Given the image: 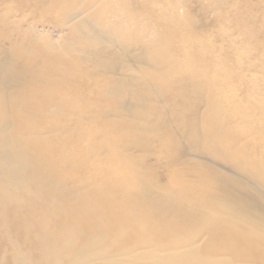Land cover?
I'll use <instances>...</instances> for the list:
<instances>
[{"label":"bare ground","instance_id":"6f19581e","mask_svg":"<svg viewBox=\"0 0 264 264\" xmlns=\"http://www.w3.org/2000/svg\"><path fill=\"white\" fill-rule=\"evenodd\" d=\"M130 2L0 0V264H264V235L252 225L254 208L234 205L215 163L218 160L236 168L230 161L233 158L264 183V173L252 166L257 150L264 152V124L260 130L256 126L259 131L253 140L249 137L251 142L245 141L251 131L249 126L250 131L242 129L247 116L240 120L221 111V107L231 109L232 100L227 103L229 95L225 97L214 84L218 81L212 74L215 64L207 62L214 49L208 46L181 62L173 56L172 52L185 49L169 38L185 40L201 34V28L189 26L187 20L185 25L182 20L178 23L177 7L157 12L154 0L144 1L155 10L149 6L151 10L143 11L149 23L141 25ZM248 3L257 5L254 0ZM7 10L19 13L6 14ZM110 15L135 19L148 37L135 42L139 47L134 53L126 52L128 59L135 58L128 65H139L136 74H129L128 65L124 73L113 74L101 49L91 54L93 66L82 59L91 43L102 42L99 36L93 40L97 30L85 33L84 27L100 29L103 25L113 37L122 34L119 22ZM244 19L240 21L244 23ZM37 26L52 29L56 37L40 33ZM254 28L240 32L251 31V35ZM154 32L162 33L164 39L155 41ZM107 50L110 56L118 55L109 47ZM243 62L240 66L244 67ZM190 64L195 65L192 73L187 69ZM172 66H180L175 71L179 78L175 86L168 80ZM200 82L206 85L205 94L197 85ZM162 84L179 100H185L181 91L187 93L194 84L195 92L209 101L200 128L184 118H167L163 123L161 149L170 147L177 137L180 142L183 134L192 138L193 152L208 156H196L207 169L189 180L182 179L172 165L170 177L166 175L170 181L159 182L144 156L126 153L133 150L132 139L140 135L129 118L143 117L141 124L149 129L160 106L149 97L145 105H130L124 113L122 101L127 97L134 100L142 90ZM256 107H260L257 112H264V102ZM201 109L192 106L191 113H202ZM263 115L258 117L263 120ZM158 120L163 121L161 115ZM237 121L244 123L242 128ZM235 129L238 131L231 132ZM227 133L230 137L224 136ZM141 146L146 149L145 143ZM175 147L179 150L181 144ZM171 156L174 164L177 157ZM236 174L243 181L251 175L244 169ZM219 191L227 194L222 204L204 208L194 201L198 195L208 197Z\"/></svg>","mask_w":264,"mask_h":264},{"label":"rangeland","instance_id":"374dc122","mask_svg":"<svg viewBox=\"0 0 264 264\" xmlns=\"http://www.w3.org/2000/svg\"><path fill=\"white\" fill-rule=\"evenodd\" d=\"M130 1H131L130 3L132 4V7H133L132 8V14H137V18H138V21L140 22V24L142 25V24L149 23V21L147 19H145L143 11H145V10L147 11V9L151 10L152 7L150 5L146 6L145 2H144L145 0H143V1L142 0L141 1L140 0H130ZM245 1L244 0H225V1L224 0H154V3H156V6H155V8L157 9L156 11L159 13H161L160 11L164 8L165 9L168 8L169 10L170 9L174 10L177 7L176 11L178 14H176L175 19L178 23H181V20H182V21H185V22H182V23H184L183 25H185L186 20H187L186 24H189V26H191V27L197 26V27L202 29L201 34H199V35L194 34L192 36H187V38L185 40H181V39H177V38H173V37L169 38L170 40L175 41L176 44L184 46V49H185L184 52H179V53L172 52V54L174 57H177L179 59V62H181V61L187 60V58L190 57L192 55V53H195L197 51H202V53H203L204 51L202 49H205L208 46H209L208 49L211 48L210 49L211 51H212V49H214L213 50L214 54L212 56L209 55V57L207 59L208 63L213 61V63L215 64L213 69L216 71V74H215V71L212 72L213 69L210 70L212 72L213 76L216 75L214 77L215 81L218 80L217 82H214V84L216 86H220L219 88L222 90V94L225 97L227 95H229V96H227L229 99V100L227 99L229 101L227 103H230L232 100V102L230 103V104H232L231 109L230 108L224 109L221 107V111L228 116L231 115L232 118L240 119V120L242 119V117H240V116H244V115L247 116L246 119L243 118L246 120L244 127H243L244 123L240 122V121H237L238 123L236 125L239 127L241 126L240 128L243 127L242 129H246V130L251 128L250 129L251 131L248 130L250 132L247 133V135H246L248 137V139L246 137L247 140H245V141H248L250 138L254 139V136L260 130L261 125L264 124L263 123L264 119L262 120L261 116H259L260 118L258 117V115H263L264 112H261V113H259V111L257 112V109L259 110L260 107H256V105H258V104L260 105L261 102H264V99H263L264 87L262 86L263 83L261 82V81L264 82V66H263L264 63L261 62L262 58H264V57H261L262 55L264 56V54H263L264 53V50H263L264 49L263 48L264 47V45H263L264 39L262 38V37H264V36H262L264 31H263V33H261V31L264 29H260V27L264 28V0H254V3H257L258 6L256 4H254V6H252V4L250 5V3H248V2H250L251 0H245ZM246 3H248L250 5V6L248 5L249 8L254 7V8H256V10L252 9V11H251L250 10L251 8L250 9L246 8ZM142 6H144L146 8H144ZM149 6L151 8H149ZM169 7H171V8H169ZM155 8H152V9L155 10ZM150 10H148V11H150ZM14 11L15 10H13V12ZM6 12H8V10ZM13 12H12V10H10L6 14H11ZM18 13H19V11H15L14 14H18ZM220 13H221V15H220ZM180 14H182L184 16H182V15L180 16ZM245 15H247V16H245ZM110 17L113 18L115 16L110 15ZM177 17H179V18H177ZM242 17L245 19L246 18H248V19L246 21L244 19V21H243L244 23H242V20H243ZM115 18L119 22V29L121 30V33H122L121 35L116 34L117 38L108 34V33H111L112 31H109L103 25L100 26V29L94 25L91 27L88 26V27L83 28V31L85 33L90 32L91 30L94 31V29L97 30V34H95V37L93 40H97L98 36H99L101 38L102 42L100 45H98V44L93 45L91 43L87 53L82 55V59L87 61V62H91L90 66H93L95 63V60H93L91 58V54L93 52H98L101 49L104 53L106 62L108 63V65L106 67H108L109 71L111 70L113 72V74L117 75V73L120 74V72L122 70H123L122 73H124V70L126 69V66L129 64V62L135 59V58H133L134 55L129 57L132 60L128 59V56H126L127 55L126 52L127 53L129 52L128 54L134 53L133 51L138 49V47H139V45H136L135 42L141 41V39H144L146 41V40H148V37H146L143 34V30L141 28H138L140 24H136L135 19L126 20L125 18H121V17H115ZM249 18H251L253 20H249ZM179 19H180V22H179ZM240 19H242V20L240 21ZM238 21H239V24L241 22L240 26H238ZM247 21L249 22L248 24H246ZM236 22H237V24H236ZM246 25H247L248 30H247V28H245V29L242 28V26L246 27ZM248 25L250 26V28L248 27ZM50 26H52V25H50ZM237 27H240L239 32H238ZM258 27H259V29H258ZM37 28L40 29L41 27L37 26ZM251 28L252 29L254 28V30H252L254 38H252L253 36L251 37L252 33H251V35L249 34L251 31L248 34L244 33L247 37L242 32H240L243 29H244L243 32H248ZM48 29H50V28H48ZM255 29H256V31L258 30L259 33H257L258 31L255 32ZM38 31L40 33L42 31L46 32V33H43V32L42 33L47 34V36H50L51 38H54L57 35L56 34L57 32H54L52 29L49 31H44L41 28V31L40 30H38ZM254 32L257 34H254ZM65 34H66V32H65ZM161 34L162 33H160V32H154L155 36H153V37H156L155 41L164 39V37ZM223 34H226V35H223ZM227 34H228V36H227ZM258 34L261 36H257ZM225 36H227V37L225 38ZM248 37L250 40L252 38L254 40V42L256 41V45L258 48H260V50L256 47L254 42H252L253 40H251V42H250ZM243 38H245L246 40H249V41L244 42L243 40H245V39H243ZM260 39L263 42L262 41L259 42ZM89 40H91V38H89ZM248 42H250V43L247 44ZM252 43H253V45H251ZM260 43H262V44H260ZM108 47L110 48V50L117 52L118 55L116 57L114 56L115 58L113 56L108 55L109 54V52L107 50ZM256 50H257V52H256ZM248 51H251V52H248ZM254 51H255V53H254ZM199 53H201V52H199ZM258 55L260 56L261 59L259 58ZM247 58H249V62H248ZM243 59L245 61L246 60L247 61L243 62ZM250 60L252 63H250ZM242 62L244 63L243 65H245L248 68H246L245 66L244 67L240 66V65H242ZM248 63H250V67L247 66ZM252 64L254 65V67ZM138 66L139 65L134 66V67L129 66V67H131V70H128L129 74L131 72H132V74H134V73L136 74L135 70L137 69ZM141 66L142 67L144 66L143 63H141ZM240 67H243V68H240ZM245 68H246V70H245ZM178 69H180V66H172V69H171L170 74L168 76V80H169V83L171 86H175L176 81L179 79L177 74L175 73V71ZM187 69H188V72L192 73V71L195 70V65L190 64V65H188ZM242 69H244V70L241 72ZM98 71L102 72V70L99 68H98ZM233 71L236 72L235 74H237V75H235ZM245 72H246V74L244 75ZM227 74L229 75L228 76L229 78H226ZM224 75H226V77ZM246 75L249 76L248 79H246L247 78ZM217 76H218V78H217ZM233 76H235V77H233ZM236 76H238V78ZM241 76H243V79ZM230 77H231V79L232 78L233 79L231 80ZM244 77H245V79H244ZM250 80H252V81L250 82ZM249 82H250V84H249ZM260 83H262V85ZM197 85L201 86V89H202L201 93L205 94L206 85L203 82H200ZM249 85H251V86L253 85V86L250 87ZM258 85H259V87H257ZM216 86H213V87H216ZM261 86H262V89L260 88ZM250 88L252 89L253 92L256 91V94H255V92L253 93ZM253 88H254V90H253ZM255 89H257V90H255ZM195 91H196V87L194 86V84H192V86L189 88V91L187 93H186V89H183L181 92L183 93L185 100H179V99L174 97V95L171 93V91H169V90H168V92L165 91L163 89V84H162V85L154 86L153 88L148 89V90H142L138 95H135L134 100L131 99L130 97H127L124 100L122 99L123 100L122 101V107L124 109L123 110L124 113H126L125 109L130 105H136V106L145 105L147 102V99L149 97H150V101H153V102L159 104V106H160L157 114L155 116H153L154 117V121L152 122L153 127L150 126L149 129H145L142 126L141 121H142L143 117H130L129 118L132 122H135L137 124L138 130H136V132H138L140 135L136 134V136L132 139L134 141V143L132 144L133 150L131 149V150H128L126 152V153H133V151H134L135 153H133V154L138 155L140 157L144 156L145 160L152 166V172L157 175L156 178L159 180V182L167 183L170 181V179H168L170 177V171H171L169 167H171L172 165H175L173 168L175 169L176 172L181 173L180 177H182V179H186V180L192 179L193 177L198 175L200 171L207 169L206 168L207 164H205L203 162V160H201V159H204L208 156H205L204 153H199V155H198V154H196V151H194L195 152L194 153L191 150L192 149V138L191 137L182 134L179 136V137H182L180 139V142L178 141V137H177L176 139L171 141L170 147H166V149H164V147H162L163 149H161L160 145H159V142L161 141L162 136L165 134V132L163 130V123L167 118L174 119V120H179L181 118H184L185 122L191 119L192 121H194V123L196 122L197 126L200 128V120L202 119L203 109L206 107L205 104L209 103V101L207 102V100L204 99V97H203L204 95H202L200 93H196ZM258 91H260V92H258ZM137 92H139V90ZM244 92H246L245 93L246 95H244ZM247 92H248L249 96H247ZM257 93H258V95H257ZM251 94L256 96L259 100L256 99V97H254V96L253 97L255 98L256 101L254 99H252V97L250 96ZM259 95L262 96V99ZM239 97L241 98V102H240ZM237 98H239V99H237ZM245 98H247L250 102L247 100L243 101ZM234 100H235V102H234ZM246 103L247 104L249 103V104L247 105ZM254 105H255V107H254ZM192 106L202 108L201 109L202 113L197 112L195 115H193L191 113ZM247 110H249V111H247ZM245 111H247L248 113L247 112H246L247 114L243 113ZM204 112H205V109H204ZM251 113H252V115H251ZM253 113H255V114H253ZM248 114H249V116H248ZM160 115H161L163 121L158 120V116H160ZM255 115H257V119L258 120L260 119V121L255 119L256 118ZM251 116H254V117H251ZM262 117L264 118V115ZM209 118H210V115L208 116V119ZM254 119L257 120L256 121L257 124L255 123ZM247 120H249V121H247ZM201 124H202V122H201ZM246 126L247 127L249 126L248 129ZM250 126H252V127H250ZM256 126L258 127L259 130L256 128ZM234 131H238V130L237 129L231 130V132H234ZM261 131H263L262 133L264 136V127H262ZM224 136L230 137L229 133L225 134ZM251 139H250V142H251ZM142 143L146 144V149H144V147L141 146ZM179 144H181V148L178 150V148L175 146L179 145ZM186 151H188V152H186ZM190 151L193 153L189 154ZM260 151L257 150V153L254 154V163L252 166L256 167L257 171L264 173V152H263L264 149L262 150L263 154ZM171 154L174 156L176 155V157H177L176 162L174 164H171V162H170L171 158L173 157V156H171ZM169 155H170V157H169ZM197 155L201 159L196 157ZM200 155L201 156L203 155L202 156L203 158ZM228 156L231 157L232 156L231 153H228ZM230 159H231L230 161L236 166L237 169L229 163H223V162L218 161V160L215 162L218 164L216 168H219L218 170L221 173V181H222L223 186H224V191L225 192L228 191L231 193V198H233L232 200L234 202H236L234 205H237L242 209H246L249 206H252L254 208L253 209L254 210L253 219L255 221L252 223V225H254L256 228L260 229L261 230L260 233L262 235H264V187H263L264 183L260 179H256L255 175L248 169V167L241 166L233 158H230ZM228 160H229V158H228ZM224 165H225V167H224ZM220 166H222V167H220ZM223 168H226L227 170L223 169ZM242 169L246 170L252 176L249 175L250 178L246 177L247 179L244 181L241 180L239 177L235 176L236 171H241ZM237 173L239 174V172H237ZM166 175L167 176L169 175V177H167ZM239 175L244 176L243 173H241ZM219 192H220L219 194L211 195L208 197L204 196V195H198V196H196L194 201L197 205L204 207V208L210 207L214 203L222 204L223 196L225 197L227 194H225L222 191H219ZM242 218L246 222L249 221L248 219H246L244 217H242ZM177 221H180V218H177ZM154 240H156V239L154 238Z\"/></svg>","mask_w":264,"mask_h":264}]
</instances>
